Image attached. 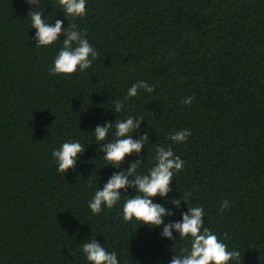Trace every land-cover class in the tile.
I'll use <instances>...</instances> for the list:
<instances>
[{
    "label": "trees",
    "instance_id": "16d2710c",
    "mask_svg": "<svg viewBox=\"0 0 264 264\" xmlns=\"http://www.w3.org/2000/svg\"><path fill=\"white\" fill-rule=\"evenodd\" d=\"M33 7L46 22L76 25L97 52L90 68L50 73L64 37L35 47ZM141 80L154 91L126 99ZM115 101H123L119 113ZM129 116L143 120L133 139L146 131L149 143L114 168L98 151L116 139L114 127L104 142L92 133ZM185 129V142L169 139ZM65 142L85 151L64 174L52 152ZM157 147L184 161L167 196L153 198L173 212L164 224L201 207L203 228L241 254L228 264H264V0H86L75 18L58 0H0V264H90L82 250L89 240L118 264H169L185 254L190 238L174 232L168 240L163 225L124 220L132 188L111 209L88 208L135 160L146 175ZM179 197L177 209L170 200ZM223 200L230 206L221 212Z\"/></svg>",
    "mask_w": 264,
    "mask_h": 264
},
{
    "label": "clouds",
    "instance_id": "9594fccd",
    "mask_svg": "<svg viewBox=\"0 0 264 264\" xmlns=\"http://www.w3.org/2000/svg\"><path fill=\"white\" fill-rule=\"evenodd\" d=\"M29 5L39 7L40 0H26ZM59 6L64 13L70 17H82L86 13V0H58ZM42 11L33 9L28 13L31 21V28L35 29L33 39L36 41L35 47L49 46L56 42L61 36L63 47L54 58L50 73L54 75H71L76 72L88 69L92 65V60L97 57V52L89 44L75 24H69L67 29H63V21L56 20L54 24L42 19ZM75 45V47L73 46ZM91 57L92 59H89ZM145 90L148 93L154 91V86L146 81L133 83L127 91V98L136 97L138 90ZM193 97L184 100L185 105L192 103ZM123 108V101L114 102V111L119 113ZM143 120L132 116L127 119L115 122H106L103 126L97 125L92 135L99 142L106 141L110 129L114 127L116 139L103 143L98 151L103 153L101 159L108 165L119 168L126 156L141 152L142 148L149 143L148 133L138 135L133 139L132 133L139 132L140 124ZM191 135L185 129L171 134L169 139L173 143H183ZM85 151V147L79 142H65L58 150L52 152V157L57 163V171L66 173L73 169L77 163L78 156ZM155 165L148 170L146 175L137 173V169L143 164V159H137L130 163L127 170L114 172L102 190H97L94 197L88 204V208L93 214H99L102 206L111 209L120 199L121 190L132 188L136 191L135 196L127 198L122 208V215L125 221L135 219L142 225L160 227L163 225L161 236L172 240L173 233H178L179 238H190V250L181 249V256L174 255L169 264H228L230 260L239 261L241 254L239 251H229L227 245L217 238L209 229L203 228L204 210L201 207H187V212L181 214V219L176 222L164 224V218L172 216L173 212L163 205L154 203L153 198L159 196L165 198L171 191L170 184L174 172L183 169L184 161L179 156H175L170 148L157 147ZM189 194H185L187 197ZM181 201L170 200L175 208H179ZM227 200H223L220 205L221 212L229 208ZM203 228V230H202ZM83 253L90 264H118L115 252H108L95 240L83 243Z\"/></svg>",
    "mask_w": 264,
    "mask_h": 264
}]
</instances>
